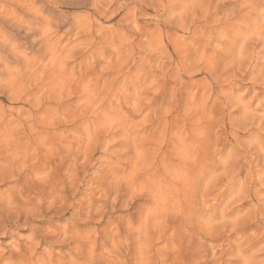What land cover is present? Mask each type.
<instances>
[{
	"label": "clouds",
	"instance_id": "obj_1",
	"mask_svg": "<svg viewBox=\"0 0 264 264\" xmlns=\"http://www.w3.org/2000/svg\"><path fill=\"white\" fill-rule=\"evenodd\" d=\"M45 2L24 35L49 57L79 47L93 74L57 62L38 83L24 55L0 77V264H224L233 234L230 259L264 264V230L243 236L239 195L219 198L246 166L239 191L264 219V0H241L252 28L231 53L214 0Z\"/></svg>",
	"mask_w": 264,
	"mask_h": 264
},
{
	"label": "rangeland",
	"instance_id": "obj_2",
	"mask_svg": "<svg viewBox=\"0 0 264 264\" xmlns=\"http://www.w3.org/2000/svg\"><path fill=\"white\" fill-rule=\"evenodd\" d=\"M34 1L36 2V8L38 9L39 12H43L45 15L49 14L45 0H34ZM240 2L241 0H214L215 3L214 15H217L220 18L227 17L230 18L231 20V34L227 44L229 53L235 51L237 46L242 41L243 37L252 28V17L249 14H247V11L242 8L239 11H237ZM22 3L25 4L24 5L25 7L29 4V3L26 4V0H15L16 8L14 7L11 11L5 9L4 13L0 14V37L6 40H10V38L13 39L10 41L15 42L17 45H19L20 49L22 50L21 53L14 54L8 48H0V56H2L5 61L4 64H0V77H6L11 73H15L16 71L21 70L25 62L24 59L22 58V56L24 55L33 57L43 62L41 66L32 69V79L37 81L38 83L49 78L50 74L55 71L54 65L57 62L74 64L76 66L78 75L81 72H83L85 76H91L93 74V70H90L88 68L84 56L80 54L79 47H73L69 45L68 49L65 52L60 54H54L51 57H49L47 53V48L45 45H43L42 42L38 41L37 45L32 44L31 35L34 34H30L28 36L24 35L25 24L28 20L27 17H29L30 13L29 14L25 13L27 11L23 10ZM16 15L17 17L18 16L22 17L21 18L22 21L18 17V20L20 22L19 25L9 21L10 18L12 19L13 16ZM114 19H119V17H115ZM12 33H14L15 37ZM6 36L7 37L9 36L8 39ZM166 91H167L166 87L162 89L156 95L154 103L160 102L165 97ZM225 91L228 93H232L237 91V89H235L232 85H225ZM5 103H7L6 100ZM182 103H183V97H181V104ZM234 115H238V113H234ZM252 135L253 133L244 134L242 138L248 139L251 138ZM227 148L228 146L226 145L225 150H227ZM237 169L235 170V174L232 176L227 187H223L222 184H216L215 190L218 191L220 188L223 187V191L220 192L219 198H224L232 194L239 195L240 198H239V202L236 204V208L241 210L240 215L245 218V222L242 224L239 231L243 236H247V237L256 236L262 230H264V219H261L259 216L260 205L257 204L255 208L250 207L249 200L244 198V194L239 191L240 187L247 179V167L241 166ZM212 171L213 172L215 171V165H213L207 159L198 161L192 165L191 173L194 176H196L197 179L192 184L189 190V198L199 197L203 195L205 180L211 178L213 173ZM210 195H215V192L214 191L210 192ZM176 223H178V221L169 226L175 227ZM257 243L258 241H253V245ZM224 247L226 248L224 264H236L235 260L230 259L232 252L236 247L235 234L224 238Z\"/></svg>",
	"mask_w": 264,
	"mask_h": 264
},
{
	"label": "bare ground",
	"instance_id": "obj_3",
	"mask_svg": "<svg viewBox=\"0 0 264 264\" xmlns=\"http://www.w3.org/2000/svg\"><path fill=\"white\" fill-rule=\"evenodd\" d=\"M24 2V1H23ZM20 3V2H19ZM29 3V4H28ZM23 4V3H22ZM21 4V5H22ZM26 4H28L26 7L24 6L25 4H23L22 6V8H23V10L24 11H27V12H25V13H27V14H34V13H39V11H38V9L36 8V2L34 1V0H26ZM18 6V5H17ZM16 8V7H15ZM17 13V12H16ZM19 17V16H18ZM18 17H17V15L16 16H13V18L11 19L10 18V22H12V23H15V24H17V25H19L20 24V22H19V20H18ZM20 19L22 18V17H19ZM28 18V17H27ZM7 19V18H6ZM24 19V18H23ZM21 21H22V19H21ZM26 22V21H25ZM11 23V24H12ZM15 27H18V26H15ZM16 30V29H15ZM11 32V31H10ZM16 32V31H15ZM14 32V33H15ZM14 33H12L13 35H14ZM17 35V34H16ZM20 35V34H19ZM7 37V36H6ZM9 37V36H8ZM8 37H7V39H8ZM14 37H15V35H14ZM6 40V39H5ZM10 40H13V39H11L10 38ZM10 40H8V41H10ZM29 40V39H28ZM15 43V42H14ZM16 44V43H15ZM26 44V43H25ZM23 45V44H22ZM3 52V51H2ZM5 53V52H4ZM9 59V58H8ZM55 62V61H54ZM5 70V69H4ZM243 170V169H242ZM237 171H238V169H237ZM213 172V171H212ZM216 188H218V187H216ZM228 194V193H227ZM224 196V195H223Z\"/></svg>",
	"mask_w": 264,
	"mask_h": 264
}]
</instances>
